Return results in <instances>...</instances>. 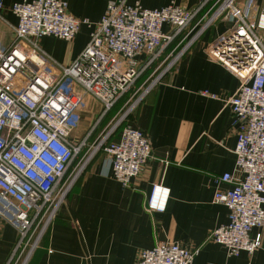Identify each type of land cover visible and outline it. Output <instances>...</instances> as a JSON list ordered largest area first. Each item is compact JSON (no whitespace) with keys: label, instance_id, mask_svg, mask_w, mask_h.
I'll list each match as a JSON object with an SVG mask.
<instances>
[{"label":"built area","instance_id":"1","mask_svg":"<svg viewBox=\"0 0 264 264\" xmlns=\"http://www.w3.org/2000/svg\"><path fill=\"white\" fill-rule=\"evenodd\" d=\"M209 1V14L193 28L192 15L172 2L146 9L140 0H112L96 24L71 16L63 0H23L9 7L17 25L10 47L0 48V226H12L19 241L7 264H28L97 154L108 157L112 178L121 187L139 176L152 157L151 147L127 119L190 45L219 21L232 27L206 54L240 83L227 103L236 135V169L243 179L231 189L215 191L213 202L226 207L228 223L213 230L211 240L230 256H251L260 248L261 236L252 231L264 227V12L256 15L255 0ZM83 25L91 28L89 41L69 66L58 64L39 46L46 37L70 42ZM163 25L175 28L174 36L164 35ZM177 36L178 44L159 61L158 50ZM141 56L150 57L147 67L153 69L136 85ZM83 93L101 110L87 136L74 141ZM219 181L231 183L232 177L225 174ZM168 197V189L153 186L147 210L163 212ZM197 253L161 243L141 252L135 264H191Z\"/></svg>","mask_w":264,"mask_h":264},{"label":"crops","instance_id":"2","mask_svg":"<svg viewBox=\"0 0 264 264\" xmlns=\"http://www.w3.org/2000/svg\"><path fill=\"white\" fill-rule=\"evenodd\" d=\"M1 1L0 48H8L17 25L9 7L23 0ZM63 1L71 16L96 24L112 0ZM171 2L192 15L190 28L202 23L212 6L209 0H140L146 9H159ZM255 9L256 15L264 12V0H255ZM231 27V23L219 21L204 31L127 119L126 124L142 132L151 147L152 157L139 176L128 187H121L112 178L108 157L97 154L68 194L28 264H135L141 252L161 243L197 250L191 264H264V227L252 231V236L260 234L261 245L251 256L245 252L230 256L211 240L212 231L228 223L226 207L213 202L215 191L231 189L243 179L236 169V135L227 103L237 94L240 83L206 54L208 46ZM90 32L91 28L83 25L70 42L46 37L39 46L58 64L69 66L88 43ZM162 33L174 36L175 28L163 25ZM180 38L161 46L159 61ZM149 59H138L142 75L136 85L152 72L153 68L147 67ZM82 96L79 125L71 134L74 141L87 136L101 110L95 99L84 93ZM107 123L104 118L88 142ZM225 174L232 177L231 183L219 181ZM155 185L169 190L163 212L147 210V199ZM18 241L17 231L1 224L0 264L8 263Z\"/></svg>","mask_w":264,"mask_h":264},{"label":"rangeland","instance_id":"3","mask_svg":"<svg viewBox=\"0 0 264 264\" xmlns=\"http://www.w3.org/2000/svg\"><path fill=\"white\" fill-rule=\"evenodd\" d=\"M130 93H128L126 95V97H129ZM122 105V102L120 104H118L115 109L112 110V112L110 113V115L107 117V120L110 119V117H112L118 110V107ZM79 125V124H78ZM78 127V126H77ZM77 129V128H76Z\"/></svg>","mask_w":264,"mask_h":264}]
</instances>
